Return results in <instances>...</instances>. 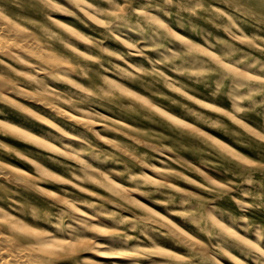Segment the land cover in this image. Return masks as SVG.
Segmentation results:
<instances>
[{
    "label": "rangeland",
    "instance_id": "rangeland-1",
    "mask_svg": "<svg viewBox=\"0 0 264 264\" xmlns=\"http://www.w3.org/2000/svg\"><path fill=\"white\" fill-rule=\"evenodd\" d=\"M0 144V264H264V0H0Z\"/></svg>",
    "mask_w": 264,
    "mask_h": 264
},
{
    "label": "bare ground",
    "instance_id": "bare-ground-1",
    "mask_svg": "<svg viewBox=\"0 0 264 264\" xmlns=\"http://www.w3.org/2000/svg\"><path fill=\"white\" fill-rule=\"evenodd\" d=\"M10 29V28H9ZM12 32V31H11ZM8 33H10V32H8ZM10 35V34H9ZM3 36V35H2ZM15 36V35H14ZM28 36V35H27ZM35 37V36H34ZM9 40V39H8ZM14 40V39H13ZM18 40V39H17ZM34 42V41H33ZM29 43V42H28ZM26 44V43H25ZM1 45H3V44H1ZM38 45V44H37ZM9 46V45H8ZM11 46V45H10ZM13 51V50H12ZM34 51V50H33ZM17 53V52H16ZM22 53V52H21ZM52 53V52H51ZM23 54V53H22ZM27 54V53H26ZM26 54H24V55H26ZM28 56V55H27ZM51 60V59H50ZM57 62H59V61H57ZM63 63V62H62ZM43 64H44V62H43ZM59 64V63H58ZM61 64V63H60ZM45 65V64H44ZM68 65V64H67ZM46 66V65H45ZM49 68V67H48ZM64 69V68H63ZM34 81V80H33ZM2 82V81H1ZM11 87H13V86H11ZM2 89V88H1ZM3 90V89H2ZM10 91V90H9ZM19 91V90H18ZM6 92H7V90H6ZM23 93V92H22ZM23 95H24V93H23ZM27 96V95H26ZM68 99H70V98H68ZM47 103V102H46ZM46 103H45V105H46ZM62 111H64V110H62ZM76 118V117H75ZM70 119H73V118H70ZM85 120V119H84ZM2 126V125H1ZM3 135V134H2ZM2 138V137H1ZM1 145V144H0ZM59 149V148H58ZM77 153V152H76ZM78 154V153H77ZM20 158V157H19ZM28 162V161H27ZM32 166V165H31ZM36 170V169H35ZM46 171H48V170H46ZM33 172V171H32ZM36 172V171H35ZM38 172V171H37ZM22 173V172H21ZM25 174H27V173H25ZM36 174V173H35ZM38 175V174H37ZM27 176H29V174H27ZM40 176V175H39ZM53 176V175H52ZM44 177V176H43ZM9 178V177H8ZM49 178V177H48ZM50 179V178H49ZM3 180V179H2ZM11 182V181H10ZM9 183V182H8ZM14 183V182H13ZM22 185V184H21ZM28 185H30V184H28ZM15 186V185H14ZM47 186V185H46ZM26 187V186H25ZM28 187V186H27ZM31 187V186H30ZM29 187V188H30ZM38 187V186H37ZM19 188V187H18ZM21 188H22V186H21ZM23 189V188H22ZM34 189V188H33ZM36 189V188H35ZM35 191V190H34ZM45 191V190H44ZM15 203V202H14ZM17 204V203H16ZM11 208V207H10ZM11 209H14V208H11ZM33 209V208H32ZM35 210H36V208H35ZM31 212V211H30ZM31 214V213H30ZM6 217V216H5ZM33 218V217H32ZM1 221V220H0ZM14 225V224H13ZM17 226V225H16ZM18 226L21 228V227H23V226H25L24 224L22 225H19L18 224ZM14 227H15V225H14ZM13 227V228H14ZM18 229V228H17ZM19 231V230H18ZM30 232V231H29ZM51 238V237H50ZM54 239V238H53ZM51 240H52V238H51ZM52 241H54V240H52ZM58 242V241H57ZM56 242V243H57ZM40 243H42V242H40ZM47 243H49V241L47 242ZM42 245H45V244H42ZM47 245H49V244H47ZM26 246V245H25ZM21 247V246H20ZM199 247V246H198ZM53 248H55L54 246H53ZM14 249V248H13ZM38 249V248H37ZM52 249V247H50V250ZM41 250V249H40ZM39 249H38V251H40ZM45 250V249H44ZM43 250V252H46V251H44ZM54 250V249H53ZM37 251V250H36ZM48 251V250H47ZM52 251V250H51ZM49 252V251H48ZM74 252V251H73ZM51 253H53V252H51ZM4 256V255H3ZM32 256H34L33 254H32ZM2 257V256H1ZM5 257V256H4ZM32 259H34V258H32ZM86 259V258H85ZM84 259V260H85ZM39 260V259H38ZM37 260V261H38ZM82 260V259H81ZM33 264V263H32Z\"/></svg>",
    "mask_w": 264,
    "mask_h": 264
}]
</instances>
